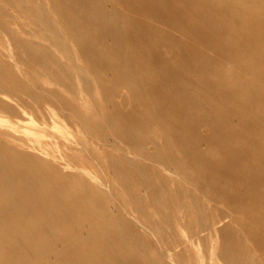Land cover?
Instances as JSON below:
<instances>
[{
    "label": "bare ground",
    "instance_id": "6f19581e",
    "mask_svg": "<svg viewBox=\"0 0 264 264\" xmlns=\"http://www.w3.org/2000/svg\"><path fill=\"white\" fill-rule=\"evenodd\" d=\"M0 264H264V0H0Z\"/></svg>",
    "mask_w": 264,
    "mask_h": 264
},
{
    "label": "rangeland",
    "instance_id": "374dc122",
    "mask_svg": "<svg viewBox=\"0 0 264 264\" xmlns=\"http://www.w3.org/2000/svg\"><path fill=\"white\" fill-rule=\"evenodd\" d=\"M109 5H111V4H109ZM237 6L242 7V5L240 6V4H238V3H237ZM109 42L111 43L110 40H109ZM19 66H21V65L19 64Z\"/></svg>",
    "mask_w": 264,
    "mask_h": 264
}]
</instances>
